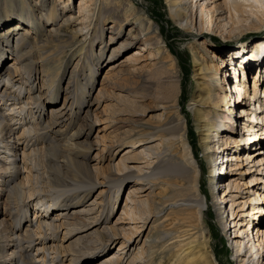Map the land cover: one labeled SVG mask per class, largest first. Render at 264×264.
I'll return each mask as SVG.
<instances>
[{"label":"bare ground","instance_id":"1","mask_svg":"<svg viewBox=\"0 0 264 264\" xmlns=\"http://www.w3.org/2000/svg\"><path fill=\"white\" fill-rule=\"evenodd\" d=\"M70 1L0 0V264H64L71 247L55 238L65 228L62 241L76 234L72 243L95 238L92 250H78L83 257L69 264L96 259L115 242L112 253L91 264H159V244L174 252L172 264H219L206 234L210 206L237 262L264 264V76L261 64L251 62L264 59V37L251 40L258 43L252 56L242 41V61L240 53L218 52L201 38L212 31L230 40L263 29L264 0H166L171 16L200 37L191 48V107L210 195L202 191L204 165L181 108L182 79L174 63L163 69L153 19L132 0H79L75 10ZM131 46L134 53L109 66L94 96L95 69ZM229 65L237 75L241 66L254 68L253 86L242 74L227 79ZM149 107L153 112L146 114ZM33 111L37 119L28 121ZM96 123H104L96 139L103 148L94 159L107 149L110 154L101 160L108 169L102 178L87 161ZM127 184L125 203L110 224ZM101 185V199L87 205Z\"/></svg>","mask_w":264,"mask_h":264},{"label":"rangeland","instance_id":"2","mask_svg":"<svg viewBox=\"0 0 264 264\" xmlns=\"http://www.w3.org/2000/svg\"><path fill=\"white\" fill-rule=\"evenodd\" d=\"M132 1L139 7L141 12L146 13L145 16L149 15L148 17L152 18L154 21L153 28H155L156 32H152V34H153V36L157 35V37L159 38V41H160V46H161V51H162L160 56H161L162 60H164L166 62L165 67L163 69L169 68V65L171 63H174L175 67H176V71L182 79L181 108L183 109V111L185 113L188 114V118L190 119V125H189L190 126L189 127L190 128V137H191V139H194V141H193L194 145L197 146V155L199 156V159L201 160V163L204 165V169H205V171L202 175V191H203L204 195H206V194L208 195L210 193V188L208 185V177H207V174H208V167L206 166L207 161H204L203 152L201 151V148L198 147V144H199L198 130L195 127V123H194L195 114H194L192 107H191V105H192V103H191L192 93H193L194 87L196 85V80L194 79V74H193L194 67H195L194 51L191 48L194 44L193 42H195V38H200V37H198V35H197L198 33H197L196 29H194L193 27H191L190 29L185 27V25H184L185 22L183 24H181L178 20H176L175 18H173L171 16V14H170L171 10H170L169 5H168L166 0H132ZM78 2H79V0H71L70 1V5L74 10H75V8H77L76 4H78ZM15 20H13V21H15ZM13 21H10L8 23V26L9 25L11 26L12 24H14ZM240 24L241 23H239V25ZM107 35H108V33H107ZM260 37H264V27H263V29L258 30V31L252 30L250 33H247L246 37L244 36L243 38L234 37L233 39H230V40L226 39L225 40L222 37V35H220L219 33H216V32H212V31L206 32V36H204V37L202 36L201 38H204L205 40H207V43L209 42V44L213 45L218 50V52H221V53L228 52L229 54L230 53H233V54L240 53L241 51H243V49L239 48V46H241L243 44L242 41H245V45L247 46V49H248V46H250L249 51L251 52V56H252V54H254V50L256 49L254 47H256V45L258 43H252L251 40H253V39L259 40ZM240 41H241V44H240ZM250 42H251V44H250ZM96 50L98 51V49H96ZM135 50H136L135 46L122 48V52L120 54H116L115 56L112 57L113 59L111 58L108 61H105L103 66L95 69V72L93 74V78H94V84L93 85L94 86L96 85V87H94V89L92 90V94L94 96L97 95L98 86H99L98 84L102 81V78L104 77V74H105L106 70L109 68V66L112 63H115V64L121 63V61L129 58V56L132 55ZM109 51L110 50L106 51V54H108ZM241 55H242L241 53L239 55L238 54L236 55V57H237L236 59L238 61L239 60L242 61V59H240V58H242ZM172 60L174 62H172ZM11 61H12L11 56L7 57V59L4 62L5 66L7 64H9ZM263 61H264V59H261V60L258 59L255 61L251 60V62H254V63L257 62L256 64H258V63L261 64L259 67L260 71H261V68L263 70L261 73V76H264V62ZM240 66L241 65H239V67ZM230 69L232 70L231 65H229V70ZM240 69H241L242 78L245 81V83L247 82V84L249 86H250L249 83H251L253 85L252 79L256 75V74H254L255 69L254 68L251 70L249 69L248 70L249 72L246 71V68L244 70V68L242 66L240 67ZM256 72H258V69ZM66 85H67V80L62 81L63 90H65ZM259 85L261 87V91H263V92H261V96H262V99L264 100V77H261ZM166 91H168V88L166 89ZM259 93H260V91H259ZM60 104H61V102L58 103L57 106L59 107ZM102 106H103V104H102ZM228 108H229V106H228ZM112 109H113V106H111V105L106 107L105 108V114L110 115ZM98 112H100V109L98 110ZM151 112H153V111L149 107L145 113L147 114V113H151ZM99 115L102 117V114H99ZM228 116H229V110H226L225 116H223V118H227ZM146 118H148V116ZM29 119H31L32 121H34V119H37V116L34 113V111L30 112V116L27 118V120L29 121ZM27 120L24 118L21 120V123H24ZM151 122H152V124H158V119H153ZM103 124L104 123H101V124L96 123L94 128H92V130H91L89 139H90L91 143L95 144V146L91 149L90 154H89L90 156L87 159V161L90 162L89 165H91V166L93 165V166L99 168V169H97V171L99 173V177H101V178H102V175L104 174V171H108V169L104 167L107 164V161L101 162V160H106L107 158L108 159L110 158V154H109L108 149H107L106 151L102 152L103 155L98 156L99 159H97V160H96V158L94 159V157L96 156V153L98 151V148L99 149L103 148V146H101L102 144H96L97 134L99 132L98 130L100 127L104 126ZM253 136H254V134L252 135V137ZM244 138H246V137H244ZM245 141L252 143V138H251V140L247 139ZM261 141H263V140H261ZM250 143H247L246 145H250ZM127 147H128V145H125V149ZM125 149L122 150L120 153L115 155V158H114L115 163H117L119 161L121 155L125 152ZM253 149H248V150L252 151ZM256 149H259V146L256 147ZM260 149H262V148H260ZM239 169L234 170L235 171V173H233L234 177L238 176L239 173H237V172H240ZM247 176L249 177V175H247ZM131 183H133V182H131ZM128 185L129 184L123 186V188H122L123 190H121V192H119V200H118L116 208L114 210L117 212L113 213L110 216V221H109V223L111 222L110 224H115V221H116L117 217L119 216V213L121 212L120 207H122L125 203L126 195L128 193ZM103 188H104L103 185H101V186H96L92 190L91 194L89 195L87 205L91 204L93 202V200H95L96 198L98 201H99V199H101V197L98 196L99 195L98 193H99L100 189H103ZM240 195L245 196V194H240ZM241 199H244V197ZM113 201H115V198L113 199ZM27 203H29L28 206H32L34 204V201H32V202L28 201ZM118 206H119V208H118ZM225 206L227 207L228 204L227 205L225 204ZM98 207H96V209ZM2 209L3 208L1 207L0 210H2ZM7 213H11V212H7ZM28 215H30L34 218V216H35L34 210H31V211L29 210ZM91 215H93V214L91 213ZM204 218L207 220V224H208L210 231H211L210 232L211 234H210L209 229L206 227L207 237H210V235H211V237H210L211 247L209 248L210 253H214V255L217 257V262L219 264H239L237 262L236 257L234 256V246H231L232 244L227 239V237L223 234L221 227L218 223L216 212L214 211V208L212 206H210L206 210ZM243 219H244V217H243ZM246 219L248 220L247 217H246ZM36 221L37 220L33 221V223H35ZM246 221H244L243 223H246ZM118 224H120V222H118ZM166 224H168V223H166ZM152 227H153V224H152V226L149 225L147 228L144 229L145 233H144L142 240L145 239L148 231ZM244 227L245 226L242 225V228H244ZM32 228L34 229V227H32ZM167 229L171 230L172 228H171V226L167 225ZM66 230H67L66 228L61 230L59 235L55 238V242L64 243V245H68L69 248L71 247L70 249H71L72 254L67 255L68 257L67 256L64 257V259L66 258V260H64V264H69L71 262V258H73V256H74V259H77L78 257L79 258L83 257L82 255L77 254L78 250L91 251L92 248L89 246L95 242L94 241L95 238L93 236H87V237L82 239V241H81L82 244H77L76 242L72 243L73 241H75V238L80 236V234H79V236L76 234L71 239H65V241H62V238L64 236V232ZM255 232H256V229L254 230V233ZM26 244L29 245L28 241ZM116 245H117V242L110 245L108 247L109 249L104 250V252L99 254V256H97L96 259L95 258H89V260L84 259L82 264H91L93 261L100 263L102 261V258H104L105 256H107L108 254H110L114 251V247ZM80 246H83L84 248L79 249ZM162 246H163V244L158 245V247H160V248L157 252L156 262H158L159 264L161 262H162V264H172V260L170 259V257L172 256V254L174 252L173 251H171V252L164 251V248H161ZM38 247L39 246H37V248ZM87 247H89V248H87ZM36 252L37 251H35L34 253L36 254ZM132 252L133 251L130 250L128 253L129 255H127V256L129 257ZM123 253H125V252H123ZM85 255H87V254H85ZM50 256L52 257V254H50L49 257ZM79 261H80V259H79ZM79 261L76 260L75 264H79ZM40 264H42V261L40 262Z\"/></svg>","mask_w":264,"mask_h":264}]
</instances>
